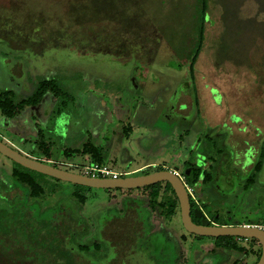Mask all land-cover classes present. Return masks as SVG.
<instances>
[{
  "label": "rangeland",
  "instance_id": "374dc122",
  "mask_svg": "<svg viewBox=\"0 0 264 264\" xmlns=\"http://www.w3.org/2000/svg\"><path fill=\"white\" fill-rule=\"evenodd\" d=\"M199 7V0H0V93L9 91V97L17 104L13 121L16 131L2 122L0 113V139L17 149H25L27 152L23 151L31 157H45L39 147L42 135L34 137L30 134L26 139L22 138L34 131L32 115L41 119V127L46 123L53 127L55 119L59 127L64 125L62 116H52L51 121L46 119L47 113L51 115L62 107L61 99L51 93L36 105L25 103L27 96L42 80H55L62 89L74 94L80 92L77 106L87 90L102 89L101 92H106L119 87L128 96L124 102L128 103L129 109H137L138 114L147 110L148 114L137 117L141 119H136L130 138L122 127L117 128L121 137L115 147L105 146L106 163L116 170L127 171L129 166L134 169L141 164L155 162L145 172L177 165L184 172L183 157H194L191 153H184L188 139L199 136L202 153L220 161L218 148H236V137L226 143L227 136L231 134L230 126L236 128L240 125L238 132L243 136L237 133L239 140L246 138L254 142L258 137L254 142L258 150L256 166L261 162L262 169L257 184L253 186L254 196L244 188V180L253 172V167L234 171L226 163L221 164L222 174H219L215 188L207 190L203 187L205 193L199 191L197 194L209 211L218 212L221 222L263 221L264 0H208L205 41L193 76L186 56L195 46ZM165 41L171 48L166 47ZM155 49L158 54H154ZM173 51L177 57L173 56ZM155 56L166 62H155ZM168 57L176 60H171L167 66ZM100 84L105 86L99 87ZM195 94L199 96L198 104L193 100ZM71 102L68 101L67 105L72 106ZM186 102L191 107L188 110ZM76 111L86 118L83 110L76 107ZM140 123L149 127L162 126V132L164 136L168 135V139L160 140L155 131L150 139L144 137ZM255 126H260L263 132L256 134ZM51 135L58 140L52 132ZM56 148H52L51 155L57 158L55 165L58 167L77 171L64 163L85 162L83 148L73 152L71 157L64 155L61 148ZM252 149L246 155L245 165L252 163ZM198 157L201 159L199 166H202L203 157ZM16 166L0 153V174L10 183L14 182L11 168ZM40 177L51 186L52 183L59 184L58 198L75 201L72 183L43 175ZM83 191L87 201L80 214L87 219V215L95 214L103 203L108 204L109 198L108 191L103 188L90 187ZM135 192L147 194L148 189ZM50 200L53 202L54 198L46 201ZM6 202L0 197V206ZM122 206L120 208L125 209L127 204ZM107 212L104 221L110 219L115 209ZM132 213L118 219L117 223H109L104 234L106 240L102 242L105 252L98 257L91 250L89 253L97 257L85 264H111L118 255L121 257L119 260H127L126 249L115 244L119 232H127L131 227ZM181 222L177 216L166 220L165 227L176 234L181 230ZM73 234L71 241L74 247L86 242L83 235ZM122 238L129 243L127 235ZM205 239L208 240L204 241L205 245H208L213 238ZM254 240L244 238L238 242L248 244ZM135 252L138 258L133 259L139 261L142 253L139 250ZM78 253H75L72 264L84 262L83 257L78 259ZM257 257L249 251V264L256 262ZM142 263L140 261L139 264ZM129 264L135 263L131 260Z\"/></svg>",
  "mask_w": 264,
  "mask_h": 264
},
{
  "label": "flooded vegetation",
  "instance_id": "af4514ba",
  "mask_svg": "<svg viewBox=\"0 0 264 264\" xmlns=\"http://www.w3.org/2000/svg\"><path fill=\"white\" fill-rule=\"evenodd\" d=\"M207 16H209L208 12H207ZM165 42H166V47L171 48V45L167 41ZM167 44L170 46H168ZM173 52H174L173 56H176L175 51ZM154 54H158L156 49L154 51ZM161 60L166 62V60H164L162 57L158 58L155 56L154 58L155 62H163ZM167 60L168 62L166 65L168 66L169 63H171V60L174 61L176 60V58L169 59L168 57ZM212 90H215V89H212ZM29 96H27V99ZM197 97L199 96L197 95ZM214 99H215V96H214ZM69 107L70 105L66 109H68ZM189 108L191 107L186 102V109L188 110ZM56 113H61V112H56ZM3 117L8 119L10 121L9 122L10 126L13 127V121H15L14 119L16 115L13 116L12 118H7L5 116ZM32 121L34 122V119ZM231 123L233 125H238L237 123L233 121H231ZM194 126H196V124ZM230 127H231V134L227 136L228 141H226V143L228 144L230 139L233 141L235 136H238V139H237L238 141L235 144L236 148L230 149V150L218 148L219 153L218 151L217 153L219 155L220 161L217 159H211V156L205 155L202 153L201 149L203 146H200L201 139L199 138V136L197 137L195 135L194 137L192 136V138L187 140L188 142L186 143V145L188 146H186L187 149L184 150V153L185 152L191 153L192 155H194V157H190L189 159H187L185 156H184L185 158L183 157V164H184L183 167L185 169L184 172L180 171V167L178 165L174 167L178 168L177 174L182 178L187 188V191L190 197L191 208H192L191 216H192V220L194 223L196 224L202 223V218L195 215V209L198 208L201 210L202 213H204L206 219L210 221L209 225L244 224L246 226L255 225V226H258L259 228L264 229L263 227L264 220L263 221H257V220L242 221V222H235V224L228 223V221L221 222L219 220L220 216L218 215V212L209 211V209H207V205L202 201L203 199L201 197L199 198L197 194L199 191H201L200 193L202 194L205 193V191L203 190V187H206L207 190L211 188H215V182H217V178L219 174H222L221 164H224V163L229 164L230 165L229 169L234 170V171L237 168L244 171V170H248L249 168L253 167V172L244 180V188L253 196L256 192L253 186L257 184L258 174L262 169V167L261 169H258L259 164L256 166V155L258 154V150H256L254 146V142H257L258 137L257 139L254 140V142L246 138H243V140L241 139L242 141H244L242 142L241 140H239V134L243 136V133H239L237 135V131L241 129L240 125L237 126L236 128L234 126H230ZM255 127H256V134L259 135L260 132H263L260 126H255ZM14 131L16 130L14 129ZM124 133L129 134V130H125ZM40 135L41 134L39 132V136ZM42 139L46 140L43 137ZM182 141L184 142V140ZM49 142L51 143L52 141H49ZM5 143L10 145L9 142H5ZM10 146L13 147L12 145ZM52 147L54 148V144L52 145ZM52 147H51V152H53ZM252 147L254 148L252 149ZM102 149H104V153L106 156V152H107L106 148L103 147ZM251 149L253 151L251 154L252 163H250L249 165H245L244 160L247 158L246 155L248 154L249 151H251ZM20 151L25 153L23 150H20ZM51 152L49 156H45L41 160L55 165L57 162L52 163L49 161L50 159H53V157H51L52 156ZM66 152L67 151H65V155L68 157H71L73 152L72 153L70 152L69 154H67ZM83 155L84 157L88 156L90 159H92L89 154H83ZM198 155H201L203 157L202 159H203L204 164L202 166H199V161L201 159L198 157ZM54 159H57V158H54ZM193 159H194V162H192ZM189 162L194 164L195 167L198 168L197 170L198 176L195 181H193L194 180L193 170L191 169V167H188ZM239 162L241 163L238 164ZM64 164L67 165L66 162ZM156 165L157 164H155V166ZM148 167L149 166L141 168L139 170L129 169L127 171H121L122 175L118 176L117 178L127 176V175H142V174H148V173L154 172V171L145 172L146 169H148ZM174 167H170V168L160 167V168H157V170L155 171L162 170V169H171ZM13 168H11V171H10L11 175H12ZM72 168H75V167H72ZM75 169H77V171H72V172L82 174L80 169L78 168H75ZM187 170H189V173L187 172ZM0 176L3 179L2 181H4L7 185H9L8 187H10V184H8L10 182H8L7 179L2 174H0ZM198 184H202V186L200 187ZM151 186L137 188V189H106L108 191L107 198H109L108 204L103 203L100 210H98L97 212H95V214H92L90 216L87 215V219L82 218L81 222H78L80 224L74 223L73 221L68 222V223L71 224V229L74 230L75 228H77L82 233L80 235H83L84 238H86V241L88 240L89 243H92L95 241H99L102 243L104 240H106V238L104 237V234H105L106 228L110 226L109 223L111 224L117 223L118 219L125 218L127 216L126 214H129L132 211L133 212L131 215L132 219H130L132 223H129L131 227L129 226L130 228H128L127 232H122V233L119 232L118 241L115 244L118 248L122 247L126 249L127 254L125 255V257L127 258V260L125 261L119 260V258L121 257L118 255V257H116V259H114V261H112L111 264H121V262L122 264H129V261L131 260L135 264H139L140 261L141 263L143 262L142 264L144 263H147V264H234V263L249 264V260H248L249 251L252 252V255L255 254L256 256H258L257 261L256 262L254 261L253 264L258 263L261 257V254H262V246L258 240H254L253 242L248 243V244H241L238 241H242L244 238H237L236 240L235 237H233V239L229 241L228 239H224L223 237H232V236L209 237L210 239L211 238L213 239L211 242L209 241L210 243L208 245H205L206 242L204 241H208L205 239L206 237L188 232L184 228V225L182 222H181L182 224L180 227L181 228L180 232H176V234H172L169 231H167L168 229L165 227L166 220L168 219L172 220V218L177 217V216L180 217V220H182L179 199L175 193V190L173 189L175 196H176L175 198L177 199L176 212L172 217H169V218L163 217L159 209H154V210L151 209V205H150V198H151V192H152ZM140 189H148L147 194H140V193L137 194L138 192H135V191H139ZM119 192H120L119 197H117ZM7 193H8L7 199L1 194H0V197L3 200L6 199V201H8L9 198H13V197L20 198V195H22V191L19 188H14V187L12 189H8ZM51 198H54L53 202H51V200L50 202L45 201L46 203L42 205H44L45 207L49 206L52 208L54 206L53 204L56 202V196H51ZM7 204L9 205L8 202H6V205ZM125 204H127V207L125 209L120 208V207H123L122 205H125ZM108 209L109 210L115 209V212H112V216L110 217V219H107L104 221L103 219L106 217L108 213L107 212ZM126 235L129 238V243H127L128 240H123L122 238ZM233 243H235L237 247H233L232 245ZM127 245L129 246L128 248H127ZM203 247H205V249L201 250ZM91 250L92 249L90 250L88 249L86 253L80 252L78 250L75 252L72 251L74 252L72 253V258L75 257L74 256L75 253L79 252L77 255L78 259L80 258V256L83 257L82 259H84V262H82V264H85L87 263V261L90 262V260L94 259L97 256L98 257L101 256V254L105 252V250L103 249V245L101 249L97 251V256L96 255L92 256L89 253L91 252ZM135 250H139L142 253L141 256L139 257V261L138 259H133L134 257L138 256ZM20 252H21V249H19V256H23L22 252L21 254ZM73 260L74 259H72V261ZM25 262L26 263L29 262V260H27L26 257H25ZM18 263L21 264L20 259ZM36 264H41V263L39 262Z\"/></svg>",
  "mask_w": 264,
  "mask_h": 264
},
{
  "label": "trees",
  "instance_id": "16d2710c",
  "mask_svg": "<svg viewBox=\"0 0 264 264\" xmlns=\"http://www.w3.org/2000/svg\"><path fill=\"white\" fill-rule=\"evenodd\" d=\"M199 2L198 11L200 16L197 17L199 26L196 28L195 46L186 56L190 61L189 68L193 76L195 64L205 41V19L207 18L208 7V0H199ZM48 93L56 98L58 97L59 100L61 99L62 107H59L58 112L69 106L67 105L68 101L74 100V94L67 89H62L61 84L57 81L42 80L35 91L25 100V103L36 105ZM9 96H11L9 91L0 93V112L3 116L12 118L17 114L15 113L17 104ZM193 100L194 103H199L196 94L193 96ZM39 147L45 156H49L52 147L50 142L42 139ZM83 151L84 154H89L93 161L105 163V153L101 147L87 143L83 146ZM66 153L69 154L70 152ZM188 167L193 170V181H195L198 176V168L190 162ZM261 167L262 163L259 162L258 169H261ZM41 175L50 177L17 164L12 170L14 182L8 183L10 187L2 181L3 179L0 176V186H3L0 187V194L6 199L8 189L14 187L22 191L20 198H9L7 201L9 205L0 206V264H19V259L21 264H36L39 262L41 264H71L73 250L85 252L92 249L97 253L102 247V243L99 241L92 243L86 241L76 247L73 246L71 241L72 236H75L73 232L82 233L77 228L71 229V224L68 222H81L80 209L87 201V196L83 190L90 187L72 183L75 186L72 192L75 201L67 202V200L57 197L60 190L59 184L52 183L51 186L48 181L42 180ZM151 189V209H159L163 217H172L177 207V199L172 185L169 182H160L152 185ZM51 196H56L54 206L51 208L42 205ZM223 238L229 241L233 239V237ZM232 245L237 247L235 243ZM19 249H21L23 256H19ZM25 257L29 260L28 263L25 262Z\"/></svg>",
  "mask_w": 264,
  "mask_h": 264
},
{
  "label": "crops",
  "instance_id": "0c3cea01",
  "mask_svg": "<svg viewBox=\"0 0 264 264\" xmlns=\"http://www.w3.org/2000/svg\"><path fill=\"white\" fill-rule=\"evenodd\" d=\"M100 86L104 87L105 85L100 84L99 87ZM101 90L102 89H90L87 90V93L85 91L84 98L81 99L78 106L76 100L77 97L81 96V94L80 92L78 94H74V101L71 102L73 103L72 106L66 109L63 113L53 112L51 115L48 113L46 119L49 121L53 119L52 116H62V119L64 120L63 127L58 126V123L56 122L57 119L54 120L53 127L47 125V123L45 127H41V119L35 115H32L31 127L34 131L22 138L26 139L30 134L36 137V135L38 136L40 132L42 137L48 142L52 141L51 143L52 145L54 144L55 148L56 146L61 148V152L63 151L64 155L65 151L72 153L74 150L83 148V146L87 143H91L101 148L105 147L106 145H109L108 148L111 146L115 147L118 143V139L121 137L118 135L119 131L117 128L122 127L124 131L129 130V134L126 136L127 138H130V136L134 133L133 127L135 125V121L141 119H137V117H143L145 113L148 114V111L145 110L144 114H142L144 111L142 110L141 113L138 114L137 109H129L128 103L124 102V99H128V96H126L124 91L120 90L119 87H117L115 90L110 88V90L106 92L103 91L104 93L101 92ZM88 106L90 109H88ZM76 107L83 110V114H87L86 118L82 115V113H78L76 111ZM151 113L152 112L150 110L149 114ZM33 119L34 122L32 121ZM2 122L5 123L9 129H16L15 126H10V121L4 117L2 118ZM139 127L142 129L141 135L144 137H149L148 139H150L154 131L156 132V135L160 137V140L168 139V135L164 136L162 132V126H155V128L154 126L149 127L145 123H140ZM51 132L57 136L58 140H56L54 136L51 135ZM237 133L239 132L237 131ZM120 134L122 133L120 132ZM235 137L238 139V136ZM237 139L236 143L238 141ZM30 141H33V139L30 138ZM22 150L26 151L25 149ZM153 163L155 162H147L134 169H130L131 166H129V164L127 166H129L128 168L130 170H139L141 168L153 165Z\"/></svg>",
  "mask_w": 264,
  "mask_h": 264
},
{
  "label": "water",
  "instance_id": "95a60500",
  "mask_svg": "<svg viewBox=\"0 0 264 264\" xmlns=\"http://www.w3.org/2000/svg\"><path fill=\"white\" fill-rule=\"evenodd\" d=\"M57 140V139H56ZM56 146V145H55ZM75 151V150H74ZM73 151V152H74ZM0 153L17 164L61 181L79 184L92 188L103 189H137L151 186L160 182H169L180 202L181 217L184 228L190 232L204 237L232 236L245 239L258 240L262 246V254L257 264H264V229L258 226H246L244 224L235 225H209L204 213L200 209H195V215L202 218L201 224H196L191 216L190 197L182 178L177 174L178 168L162 169L148 174L127 175L117 179L89 177L57 165L31 157L22 151L11 147L0 140ZM189 173V170H187Z\"/></svg>",
  "mask_w": 264,
  "mask_h": 264
},
{
  "label": "built area",
  "instance_id": "2783aa9c",
  "mask_svg": "<svg viewBox=\"0 0 264 264\" xmlns=\"http://www.w3.org/2000/svg\"><path fill=\"white\" fill-rule=\"evenodd\" d=\"M52 163L57 162V159H50ZM83 164H76L73 162H66L67 165L80 169L81 173L89 177H101V178H113L116 179L118 176L122 175L121 171L114 169L108 163H100L93 161L88 156L84 157ZM264 227V226H263Z\"/></svg>",
  "mask_w": 264,
  "mask_h": 264
}]
</instances>
